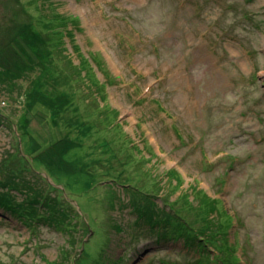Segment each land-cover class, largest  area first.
Returning <instances> with one entry per match:
<instances>
[{"label":"rangeland","instance_id":"374dc122","mask_svg":"<svg viewBox=\"0 0 264 264\" xmlns=\"http://www.w3.org/2000/svg\"><path fill=\"white\" fill-rule=\"evenodd\" d=\"M0 60V264H264V0H0Z\"/></svg>","mask_w":264,"mask_h":264},{"label":"trees","instance_id":"16d2710c","mask_svg":"<svg viewBox=\"0 0 264 264\" xmlns=\"http://www.w3.org/2000/svg\"><path fill=\"white\" fill-rule=\"evenodd\" d=\"M27 9V8H26ZM31 9H33V8H29V9H27V10H29L30 12H32V11H34V10H31ZM25 26V25H24ZM24 26H22V25H20V27L16 30V32L14 33V36H13V38L9 41V47H11V51L13 52V54L16 56V61H18V62H20V63H24L25 64V66H20V67H22V69L20 70V72L21 73H23L24 71H27L28 70V68H30V67H33V66H35L36 64H39L41 61L42 62H48L47 60H46V58H45V54H46V52L45 51H47L46 49H45V51L44 50H41V48H38V46H39V43H35V47H36V49L37 50H35L34 49V45L31 47L30 45L31 44H33L32 42H31V39L32 40H34L35 39V37H34V39H33V36L34 35H36L38 32H37V30H34V26H36L37 27V25L33 22V25L32 24H29V22H27L26 23V26L24 27ZM37 36V35H36ZM31 38V39H30ZM21 42V43H20ZM23 45V46H26V48L25 47H22L21 45ZM8 47V48H9ZM10 49V48H9ZM0 63H1V60H0ZM14 64V63H13ZM51 65H53V63L51 64ZM27 66V67H26ZM19 66H17L16 67V69L18 68H20ZM26 68V69H25ZM43 69H48V67H45V68H43ZM9 71V70H8ZM19 72V73H20ZM20 73V74H21ZM16 77H18V76H14V75H11V76H9L8 78H10V80H13V79H18V78H16ZM20 77V76H19ZM41 83H43V82H41ZM44 84V83H43ZM48 88V87H47ZM37 89V88H36ZM49 89V88H48ZM37 90H39V89H37ZM40 91V90H39ZM30 92H31V90H29V94H30ZM41 92V91H40ZM42 93V92H41ZM47 97H50V96H44V98H47ZM28 98V93H26V99ZM51 99H53V100H55V97L54 98H52V97H50ZM60 100H62V98H59ZM51 101L52 100H47V99H43V98H41V101H40V103H41V105H43L44 107H47V104H49V103H51ZM63 101L64 100H62V103H63ZM52 104V103H51ZM103 124L104 123H102L101 125L103 126ZM103 141H107V142H105V143H103V145L105 146V147H107V145H108V142H110V140H107V139H104ZM75 147V142L74 141H72V144H71V146H68V145H66V144H60V145H52V146H49L48 147V152L46 153L47 155H50L51 156V158H46L45 156H41V158H39L40 159V161H42L43 162V160H44V158H45V160H46V162H47V164H48V166H52V165H54L55 167H56V165H59L56 169H54V172L56 173V174H60L61 172H66V173H64V174H69V171H72V170H70V168H68L67 170L63 167V162L64 161H68L67 160V155L70 153V152H72V147ZM55 147H57V148H55ZM111 147V146H110ZM120 146L118 145V148H119ZM111 150H112V147H111ZM121 151H122V154L124 153V146H122V148H121ZM119 154V153H118ZM57 155H60V158H57ZM116 159H118V158H116ZM101 160V159H100ZM51 168H53V167H51ZM73 171H75V170H73ZM79 171H83V170H79ZM85 172V171H84ZM170 172H172V171H170ZM60 175H63V174H60ZM70 189H72L73 187L72 186H70L69 187ZM25 201H26V198L24 199ZM43 200H45V199H43ZM49 203H51V200L50 201H48ZM51 207V206H50ZM33 212L32 213H30V215H29V217L30 216H32V220L33 221H31V222H37V219H34V215H37V216H39V218H44L45 216H42V217H40V215L42 214L38 209H37V207H35V208H33ZM85 211L86 210V208H84V209H82V211ZM86 212V211H85ZM57 215H58V211H57ZM51 218H53V216L51 217ZM47 219V218H45V219H47V223H50L52 226H55L56 225V222H55V220H53V219ZM29 219H27L26 221H28ZM42 220V219H41ZM43 221H45V220H43ZM24 224H26V223H24ZM57 226V225H56ZM100 234V236H103L102 235V233H99ZM88 253V252H87ZM101 253V248H99V250L96 252V254H95V256L96 255H99ZM89 254V253H88ZM104 256H105V254H104ZM101 261V260H100ZM102 262H104L103 264H107V262L106 261H102ZM47 264H54V263H50V262H47Z\"/></svg>","mask_w":264,"mask_h":264},{"label":"bare ground","instance_id":"6f19581e","mask_svg":"<svg viewBox=\"0 0 264 264\" xmlns=\"http://www.w3.org/2000/svg\"><path fill=\"white\" fill-rule=\"evenodd\" d=\"M68 105H69V104H68ZM66 110H67L66 108L63 109V111H66ZM69 110L76 111V113L79 112L78 114H80V115L83 114L84 117H88V119L85 121V122L87 123V125L89 126V128L87 129V133H91V134H92V132H93V133H94V132H97L100 128H99V127H96V126H99V125L102 126L100 123H98L97 125H95V124L92 122V120L95 119L94 111L83 112V113H82L81 111H77V110H79V107H78V109H77V107H75V104H73V105L71 106V109H69ZM72 113H73V112H72ZM76 113H74V114H76ZM71 115H73V114H71ZM71 115H67V116H71ZM103 128H105V127L103 126ZM105 131H106V128H105ZM108 134H109V133L105 132V135L102 137V140H104V139L106 138L107 140H110V142H108L107 147L103 148V149L99 152V155H101V156H100V157H96V159H102V158H104V159L111 160V159H113V158H118V157L120 156V154H118L117 151H115V150H111V147L115 146L116 143H117L115 136L113 137V135H112V134H113L112 131H110V134H111L112 136H108ZM110 146H111V147H110ZM108 154H110L109 157L106 156V155H108ZM105 156H106V157H105Z\"/></svg>","mask_w":264,"mask_h":264}]
</instances>
